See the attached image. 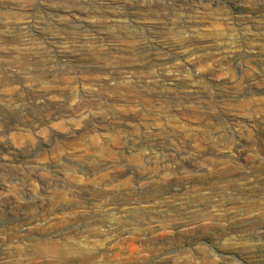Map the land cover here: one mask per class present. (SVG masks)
I'll use <instances>...</instances> for the list:
<instances>
[{"label": "rangeland", "instance_id": "obj_1", "mask_svg": "<svg viewBox=\"0 0 264 264\" xmlns=\"http://www.w3.org/2000/svg\"><path fill=\"white\" fill-rule=\"evenodd\" d=\"M0 264H264V0H0Z\"/></svg>", "mask_w": 264, "mask_h": 264}, {"label": "bare ground", "instance_id": "obj_2", "mask_svg": "<svg viewBox=\"0 0 264 264\" xmlns=\"http://www.w3.org/2000/svg\"><path fill=\"white\" fill-rule=\"evenodd\" d=\"M246 83V82H245ZM249 84V83H248ZM247 85V84H246ZM249 87V85L247 86ZM251 87V86H250ZM20 215V214H19ZM21 216V215H20ZM18 217V216H17ZM19 218V217H18ZM69 218V217H68ZM21 225H24V217H21ZM71 219V218H70ZM72 220V219H71ZM66 221V220H65ZM92 222V221H91ZM94 224V223H93ZM93 224H90V226H93ZM98 224V223H97ZM70 225V224H69ZM76 225V224H74ZM99 225V224H98ZM84 226V225H83ZM81 227V226H80ZM84 228V227H83ZM68 230L66 232H64L63 236L61 238L62 241H66V238L68 239V241L66 243H63V246L64 244L67 246L66 248H62V250L60 249L61 248V245L58 244L57 241L56 243L53 242V243H49V244H46V245H41L39 247H37V250L35 251V254L37 256H40L41 254H43L44 252H50L51 254L54 253V254H61V255H64L65 254H68V253H77L80 257V259L82 260H88V259H91L92 257H95L99 252H98V244H101L100 243V239H96L94 237H92L91 233H88V234H84L83 232L86 231L83 230L82 228H79L78 230L77 229H73V227L71 226L70 228H67ZM96 229V227L94 228ZM77 230V231H76ZM93 231V230H92ZM95 231V230H94ZM99 235V234H98ZM123 235V234H122ZM100 236V235H99ZM121 236H118V238H120ZM124 238V237H123ZM81 239H84V243L87 241V242H91V245H89L88 243V246L85 245L84 243L81 244ZM73 240H76V244H70ZM60 242V241H59ZM133 240L130 241V244L133 245ZM77 245V247H75ZM82 247V248H81ZM64 251V252H63ZM35 255V256H36ZM99 255V254H98ZM52 256V255H51ZM54 256V255H53ZM59 256V255H58ZM69 256V255H67ZM61 257V256H60ZM66 257V256H65ZM38 258V257H37ZM89 261V260H88Z\"/></svg>", "mask_w": 264, "mask_h": 264}]
</instances>
